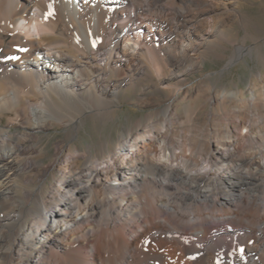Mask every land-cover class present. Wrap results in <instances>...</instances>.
<instances>
[{
	"label": "bare ground",
	"instance_id": "obj_1",
	"mask_svg": "<svg viewBox=\"0 0 264 264\" xmlns=\"http://www.w3.org/2000/svg\"><path fill=\"white\" fill-rule=\"evenodd\" d=\"M239 1L0 0V119L28 130L0 126V264H264V75L239 91L200 78L186 95L237 110L175 126L187 75L228 45V65L251 53ZM148 72L175 92L146 124L77 169L58 150L66 172L49 194L18 199L25 143L60 117L54 95L77 114L103 111Z\"/></svg>",
	"mask_w": 264,
	"mask_h": 264
},
{
	"label": "rangeland",
	"instance_id": "obj_2",
	"mask_svg": "<svg viewBox=\"0 0 264 264\" xmlns=\"http://www.w3.org/2000/svg\"><path fill=\"white\" fill-rule=\"evenodd\" d=\"M238 5L241 9L240 13L247 23L246 32L249 35L245 39V44L251 46V53L244 55L232 65H228L227 61L233 54V47L228 45V49L224 51L226 59L211 58L204 62L199 72L186 76V86H182L183 92L178 95V99L174 103L178 115L175 126L179 129L184 130L194 126L195 120L202 122L208 117L217 118L225 111L235 112L237 110V107L230 103L210 105L205 101L204 95L197 97L196 91L193 89L188 92L190 95L188 93L186 95L184 91L188 88H195L200 78L204 80L203 85H209L211 82L223 85L228 89L236 84V89L239 91L240 89L246 90L250 82H254L260 75H264V0H240ZM232 32H237L238 41L244 40L245 33L238 26H235ZM45 39L47 42L53 43L58 38L47 36ZM144 54L146 53L144 52ZM165 74L157 77L156 75L151 76V73L148 72L147 75H143L144 77H134L132 86L128 87L126 82L122 83L115 94L105 100L107 106L103 111L89 110L77 114L74 111L65 110L64 104L54 95L53 99L61 109L59 119L44 117V121L48 123L47 129L33 133L34 137L31 138V141L25 143L32 147L33 153L29 155L30 157L19 156L20 162L25 161L28 157L33 166L18 172L12 180L18 186L16 193L18 199L25 200L23 195L26 191L41 192L45 196L49 194L52 185H55L62 173L66 172L56 158L58 150H63L67 157H73L72 167L77 169L84 165L86 157H91L95 163L99 162L103 155L117 147L137 124H146L149 120L148 117H151L155 109L166 102L175 92V88L173 89L171 86L164 87L170 82L169 77ZM115 77L114 73L107 75V79L110 81ZM74 123L77 124V127L74 126ZM0 126L3 133L10 132L12 138H15L13 135L18 132L27 133L28 131L17 124L8 126L6 117L0 119ZM242 132L245 133V130ZM262 152H264L263 149ZM186 159L183 158L184 161ZM199 164L200 166L196 168L188 164L187 168L199 170L202 168L203 162L200 161ZM173 184L176 185L177 182L174 181ZM103 190L105 193L108 192L102 188L97 192L102 193ZM215 224L216 228L226 225V223ZM90 227L95 230V223L90 224ZM81 232H83L82 229Z\"/></svg>",
	"mask_w": 264,
	"mask_h": 264
}]
</instances>
